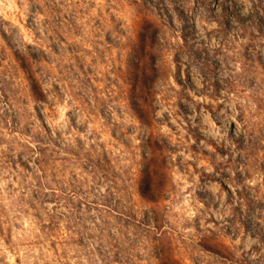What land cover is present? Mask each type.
Here are the masks:
<instances>
[{
	"label": "rangeland",
	"instance_id": "374dc122",
	"mask_svg": "<svg viewBox=\"0 0 264 264\" xmlns=\"http://www.w3.org/2000/svg\"><path fill=\"white\" fill-rule=\"evenodd\" d=\"M0 264H264V0H0Z\"/></svg>",
	"mask_w": 264,
	"mask_h": 264
}]
</instances>
